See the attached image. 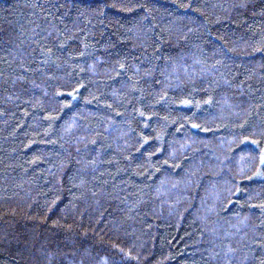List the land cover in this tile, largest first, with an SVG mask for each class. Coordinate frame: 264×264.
I'll use <instances>...</instances> for the list:
<instances>
[{"label":"trees","instance_id":"obj_1","mask_svg":"<svg viewBox=\"0 0 264 264\" xmlns=\"http://www.w3.org/2000/svg\"><path fill=\"white\" fill-rule=\"evenodd\" d=\"M0 264H264V0H0Z\"/></svg>","mask_w":264,"mask_h":264}]
</instances>
